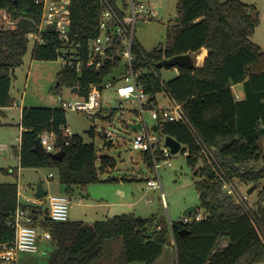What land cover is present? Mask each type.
<instances>
[{"label":"trees","instance_id":"16d2710c","mask_svg":"<svg viewBox=\"0 0 264 264\" xmlns=\"http://www.w3.org/2000/svg\"><path fill=\"white\" fill-rule=\"evenodd\" d=\"M36 1L0 0V11L15 22L12 28L0 27V111L15 101L11 96L15 69L24 63L28 34L41 21L42 6ZM109 8L123 17L128 1L119 5L117 0H72L70 37L81 43L84 56L90 39L99 33L102 12ZM177 12L179 23L168 31L165 47L147 51L135 40L133 67L141 73L139 80L150 105H156L158 94L166 92L182 104L195 130L193 133L189 126L177 122L156 125L160 135L182 143L184 155L189 152L186 162L196 179L206 218L170 224L160 215L121 214L90 224L70 219L58 222L49 218L48 210L37 207L32 211L36 219L45 216L41 225L56 245L48 264H154L167 246L175 248V264L264 263V152L260 144L264 137V49L252 39L261 23L260 10L241 0H178ZM46 36L45 44L33 46L32 58L58 60L61 41L55 34ZM203 48L209 52L203 67H178L176 77L162 79L157 63ZM120 63L117 58L100 69L84 67L81 71L63 67L55 88H78L77 97L87 98L93 84L103 91L105 78ZM236 84L244 87L245 97L240 100L233 90ZM20 126V167L57 170L69 193L90 183L118 180L102 179L98 173L115 170L116 158L101 156L98 169L95 144L85 142L79 134H66L68 119L63 108L24 107ZM45 132L55 135V149L65 152L62 160L45 150L41 154L34 151L36 139ZM89 133L95 137L94 127ZM195 136L213 155L203 154L204 144ZM142 155L154 168L149 153ZM10 171L18 178V169ZM239 182L262 185L255 206L238 197ZM17 198V182L0 183V244L15 238V228L9 222Z\"/></svg>","mask_w":264,"mask_h":264},{"label":"rangeland","instance_id":"374dc122","mask_svg":"<svg viewBox=\"0 0 264 264\" xmlns=\"http://www.w3.org/2000/svg\"><path fill=\"white\" fill-rule=\"evenodd\" d=\"M128 1V0H126ZM227 1V0H221ZM248 4H254L260 10L261 23L256 29L252 39L264 47V0H241ZM124 0H117L122 5ZM143 2L156 12L152 18H138L135 23V40L140 42L147 50L157 47H165L168 42V31L179 21L177 20L178 0H135ZM14 20L10 19L4 11H0V27H14ZM33 42L29 43L28 51L24 56V63L15 69L11 94L17 105L2 108L0 111V183L17 182L21 186V198L34 195L36 187L41 183L50 194H66L70 196V220H81L86 223H93L97 220H104L116 214H134L143 218L152 215H160L169 223H180L184 217V211L195 206L196 211L204 212L201 207L199 192L191 168L186 162V155L181 151L173 154L168 160H161L160 175L165 194L163 200L161 189L147 187V180L156 179V170L150 168L145 162L141 152L132 147V141L137 131L130 127L133 122H139L138 102L135 99L122 100L118 97L115 87H107L102 91L103 110L98 115H89L81 112L67 111L68 125L73 133L81 135L85 142L94 143L97 150V167L101 156L116 158L118 166L115 170L101 172L102 179L116 178L115 181H100L88 184L85 188H75L74 193L66 192L62 188L58 173L55 169L20 167L17 150L20 146L22 127L20 126L23 107H58L57 97L60 95L65 100L78 98L72 89L66 86L55 88L57 75L63 68L62 59L58 60H37L32 58ZM206 49V48H205ZM194 63L200 56L198 53H191ZM176 67H165L161 70V77L168 81L176 77ZM122 81L119 77L116 82ZM117 85V84H116ZM239 88H237L238 90ZM172 99L166 92L158 94L157 104L159 107L171 103ZM122 105V106H121ZM112 109H115L111 117H107ZM149 126L156 124L149 113H146ZM94 127L95 137L89 133ZM110 133V136H106ZM163 139L166 136L161 135ZM106 141L111 142L106 145ZM261 147L264 152V137L261 139ZM7 146V149L4 148ZM260 167L263 163L258 164ZM18 169V178L10 170ZM53 173L54 177L49 178ZM134 179V180H132ZM137 179V180H135ZM238 197L246 200L250 205L255 206L259 199L262 185H256L252 192H249L254 185L238 183ZM124 192V195L120 194ZM82 198L79 202L78 199ZM91 203L92 205H88ZM111 203L114 206L111 207ZM129 204V207L122 208L115 213V205ZM103 204V205H102ZM264 206V193L262 195ZM88 205V206H87ZM120 207V206H118ZM111 209V211H110ZM111 212L107 215V212ZM195 211V212H196ZM92 212H96L93 216ZM107 216V217H106ZM194 218V213L189 215ZM45 216H40L36 226L40 230L38 237L39 250L37 252L20 251L17 254L15 264H48L50 254L55 250L56 245L52 240L45 239L44 228L41 221ZM144 264V263H133ZM154 264H175V257L172 249L167 246L163 256ZM264 264V263H260Z\"/></svg>","mask_w":264,"mask_h":264},{"label":"built area","instance_id":"2783aa9c","mask_svg":"<svg viewBox=\"0 0 264 264\" xmlns=\"http://www.w3.org/2000/svg\"><path fill=\"white\" fill-rule=\"evenodd\" d=\"M36 2L42 6L41 21L37 25V29L28 34V40L29 42H33L34 45L45 44L47 42L46 34H55L62 45L59 49L61 53L59 58L62 59L63 67L74 68L76 71H81L84 67L100 69L109 61H114L117 58L120 59V65L123 63L127 65V73L120 76L122 77V81L108 82L105 88L115 87L120 99L127 101L135 99L138 102L137 111L140 121L137 123H141L142 130L136 132L132 141V147L142 154L149 153L152 157L157 174L156 179L151 178L147 180V186L150 189L160 188L164 200L165 194L159 171L162 166L160 159L165 160L169 164L168 160L173 154L165 144V139L161 137L158 131L154 130V126L159 122H177L189 126L193 133H195V130L182 104L179 102L172 100L170 105L162 107L154 103L150 105L149 95L145 90L144 84L139 80L141 73L136 72L133 67L134 59L137 57L133 53L135 23L138 18L155 17L156 12L145 3L135 2V0H128V9L123 17H119L117 11L113 8L104 10L100 16L99 33L90 39L88 53L84 56L81 50V43L72 41L70 37L72 0H37ZM116 40H118V44L115 43ZM101 97L102 91L93 84L90 86L87 98L78 97L65 100L59 95L57 102L59 107L66 111L97 115L103 110ZM14 105H17V103L14 102ZM146 113H149L151 118L156 121V124L152 127L148 124ZM64 130L67 135L71 136L74 134L69 125ZM106 136H110V133ZM39 137L43 150L49 153L57 152L55 149V135L53 133L45 132ZM195 137L201 145L204 144L200 138ZM4 148L7 149V146H4ZM203 149L204 155L212 154L205 147V144ZM188 154L189 152L187 151L185 155ZM49 177L53 178L54 175L50 174ZM21 195V186L18 183V204L9 222L15 228V238L13 241L0 244V264H15L17 254L20 251L37 252L39 250L37 241L40 236V230L36 226V223L39 221L36 219L32 209L38 207L48 210V216L53 221L65 222L70 219V196L66 194H51L42 198L34 194L27 196L24 202ZM46 205L48 206L46 207ZM195 211L196 208L192 212L194 213V218H190L189 215L191 214L185 215L182 222L185 224L193 223L194 221H201L206 218L207 214L205 211ZM43 235L47 240H51L52 238L51 233L46 229H44Z\"/></svg>","mask_w":264,"mask_h":264},{"label":"water","instance_id":"95a60500","mask_svg":"<svg viewBox=\"0 0 264 264\" xmlns=\"http://www.w3.org/2000/svg\"><path fill=\"white\" fill-rule=\"evenodd\" d=\"M177 20L179 21V17H177ZM55 27V25H54ZM157 66L160 68L165 67H187V68H195L196 65L192 59L191 54H183V55H176L171 58H165L159 63H157ZM127 73V65L125 63L121 64L119 67H117L112 73H110L104 80L103 86L105 87L108 82L116 81L120 76ZM78 88H75L72 93H77ZM130 127L135 131L142 130L141 123H131ZM154 130L158 131V127L154 126ZM107 144V143H105ZM165 144L170 148L172 154L179 153L183 146L180 141L175 139L172 136H166L165 137ZM34 151L41 154L43 152V147L40 141V137L36 139ZM50 155L56 159V160H62L64 158L65 152L64 151H57L54 153H50ZM255 186L252 187V189L249 192H252L255 189ZM48 195V192L44 190L43 185L39 183L36 187L35 196L42 198ZM195 206H190L184 211V216L191 214L195 210ZM185 229L182 230L184 232Z\"/></svg>","mask_w":264,"mask_h":264},{"label":"crops","instance_id":"0c3cea01","mask_svg":"<svg viewBox=\"0 0 264 264\" xmlns=\"http://www.w3.org/2000/svg\"><path fill=\"white\" fill-rule=\"evenodd\" d=\"M261 46V45H260ZM262 47V46H261ZM263 49H264V47H262ZM208 50L207 49H205V48H203L201 51H200V56H199V59H198V61L195 63V65H196V67H199V68H201V67H203L204 66V62H205V59H206V57H207V55H208ZM179 74V70L177 69V73H176V76ZM237 88H239L238 90H237ZM233 90H234V93H235V96H236V98L238 99V100H240V99H242V98H244L245 97V92H244V87H243V84H236V85H234L233 86ZM76 94V93H75ZM11 96H12V94H11ZM12 98H13V96H12ZM14 99V98H13ZM15 100V99H14ZM166 105H170V103H168V104H166ZM165 105V106H166ZM24 108V107H23ZM22 108V109H23ZM133 123H137V122H133ZM106 145H109L108 143H109V141H106ZM33 169H36V170H38V169H40V168H33ZM46 169V168H45ZM57 171V170H56ZM18 172H19V175H20V171L18 170ZM57 173H58V171H57ZM50 174H53V173H50ZM49 174V175H50ZM50 178V177H49ZM61 184V183H60ZM61 186H62V188L63 189H66L65 188V186L64 185H62L61 184ZM148 187V186H147ZM43 188H44V190H46L47 192H48V195H51L50 194V189L48 188V189H46L44 186H43ZM150 189V188H149ZM36 191V190H35ZM73 193V192H72ZM62 194V193H61ZM65 194V193H64ZM120 194H122V195H124V192H122V191H120ZM79 199H81V200H79ZM78 199V201L79 202H81L82 201V198H79ZM88 205H92L91 203H89ZM87 205V206H88ZM103 205V204H102ZM48 205H46V207H47ZM112 206H114V203H111V207ZM116 206V209L115 210H112V211H114L115 213H117L118 211H120V209H122V208H126V207H129L130 205L129 204H124V203H122L121 205H115ZM118 206H120V207H118ZM110 211H111V209H110ZM111 212H107V215L108 214H110ZM125 214V213H124ZM92 215L93 216H95L96 215V212H92ZM116 215H121V214H116ZM116 215H114V216H116ZM113 216V217H114ZM107 217V216H106ZM108 218H111V217H108ZM107 219V218H106ZM105 220V219H104ZM95 222V221H94ZM90 224V223H89ZM169 248H171L172 249V252H173V254H174V257H175V248L174 247H170L169 246ZM163 256V255H162ZM161 256V257H162ZM160 257V258H161ZM159 258V259H160ZM158 259V260H159ZM157 260V261H158Z\"/></svg>","mask_w":264,"mask_h":264}]
</instances>
